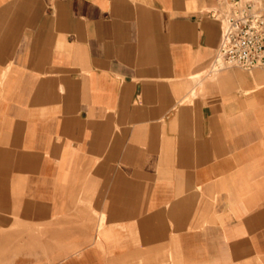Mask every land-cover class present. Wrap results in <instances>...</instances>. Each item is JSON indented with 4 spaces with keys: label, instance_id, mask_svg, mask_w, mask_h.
I'll return each mask as SVG.
<instances>
[{
    "label": "crops",
    "instance_id": "crops-1",
    "mask_svg": "<svg viewBox=\"0 0 264 264\" xmlns=\"http://www.w3.org/2000/svg\"><path fill=\"white\" fill-rule=\"evenodd\" d=\"M221 0H0V264H264V69L213 62Z\"/></svg>",
    "mask_w": 264,
    "mask_h": 264
},
{
    "label": "built area",
    "instance_id": "built-area-1",
    "mask_svg": "<svg viewBox=\"0 0 264 264\" xmlns=\"http://www.w3.org/2000/svg\"><path fill=\"white\" fill-rule=\"evenodd\" d=\"M221 5L211 14L221 26L217 68L264 69V8L255 0H221Z\"/></svg>",
    "mask_w": 264,
    "mask_h": 264
},
{
    "label": "rangeland",
    "instance_id": "rangeland-1",
    "mask_svg": "<svg viewBox=\"0 0 264 264\" xmlns=\"http://www.w3.org/2000/svg\"><path fill=\"white\" fill-rule=\"evenodd\" d=\"M262 8H264V0H255ZM223 8V5L219 6V10Z\"/></svg>",
    "mask_w": 264,
    "mask_h": 264
},
{
    "label": "bare ground",
    "instance_id": "bare-ground-1",
    "mask_svg": "<svg viewBox=\"0 0 264 264\" xmlns=\"http://www.w3.org/2000/svg\"><path fill=\"white\" fill-rule=\"evenodd\" d=\"M215 66H216V68H217V64L215 63Z\"/></svg>",
    "mask_w": 264,
    "mask_h": 264
}]
</instances>
